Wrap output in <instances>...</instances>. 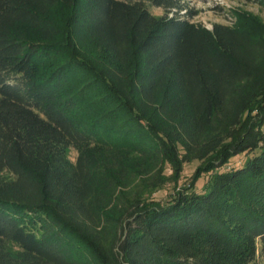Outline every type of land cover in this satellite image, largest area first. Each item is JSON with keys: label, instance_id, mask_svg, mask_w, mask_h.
Wrapping results in <instances>:
<instances>
[{"label": "trees", "instance_id": "16d2710c", "mask_svg": "<svg viewBox=\"0 0 264 264\" xmlns=\"http://www.w3.org/2000/svg\"><path fill=\"white\" fill-rule=\"evenodd\" d=\"M198 13L0 0V264H258L264 19L228 9L209 29Z\"/></svg>", "mask_w": 264, "mask_h": 264}, {"label": "rangeland", "instance_id": "374dc122", "mask_svg": "<svg viewBox=\"0 0 264 264\" xmlns=\"http://www.w3.org/2000/svg\"><path fill=\"white\" fill-rule=\"evenodd\" d=\"M187 4L196 10L198 15L194 18V21L201 24L209 29L213 27L215 22H226L225 13L227 10L244 8L250 12L260 15L264 19V6L258 3V0H184ZM217 5L222 6L225 10H221ZM151 11L156 15H162L164 13L162 8L151 7ZM70 157L72 160L76 159L77 151L70 149ZM248 155L242 154L234 157L226 166L221 170H227L233 167H239L244 164ZM199 161L195 160L184 165V169L181 178L177 185L175 183L167 181L165 186L154 193L155 199L167 200L172 194L186 184H189L192 180L193 174L196 172ZM167 172L172 174V169L168 168ZM211 177V173H205L198 179L196 184L197 191L201 192L204 190L206 182ZM258 264H264V254L260 253Z\"/></svg>", "mask_w": 264, "mask_h": 264}]
</instances>
